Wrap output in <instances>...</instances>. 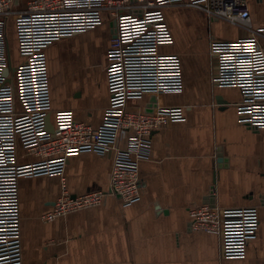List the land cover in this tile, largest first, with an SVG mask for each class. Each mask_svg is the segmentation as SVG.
Returning <instances> with one entry per match:
<instances>
[{"label": "crops", "instance_id": "crops-1", "mask_svg": "<svg viewBox=\"0 0 264 264\" xmlns=\"http://www.w3.org/2000/svg\"><path fill=\"white\" fill-rule=\"evenodd\" d=\"M248 2L254 24L264 26L259 14L264 0ZM164 13L173 43L161 51L179 55L183 89L160 94L157 101L164 107H182L185 118L152 134L150 156L139 162L142 199L124 207L110 196L100 206L45 221L41 214L54 207L64 187L72 195L107 189L112 158L82 152L68 158L62 175L21 177L24 264H264V129L253 131L240 124L235 105L241 100L240 90L213 87L210 78L211 38L236 40L247 32L224 20L210 22L204 11L189 5H175ZM107 21L48 47L49 126L58 110H72L77 121L95 128L102 124L110 100L106 64L112 30ZM224 25L235 27V33L225 34ZM69 40L78 46L71 50L75 60L67 73L62 71L53 80L50 57ZM99 65L101 74L96 71ZM224 88L235 89L238 96H226ZM152 97L132 100L129 109L142 111ZM126 137L123 133L122 146ZM220 149L222 163L214 157ZM41 159L18 148L20 164ZM35 181L38 188L31 184ZM212 188L218 206L258 208L260 225L245 259L222 258L216 234L189 229V208L204 204ZM34 189L55 196L38 200L30 212L23 197Z\"/></svg>", "mask_w": 264, "mask_h": 264}, {"label": "built area", "instance_id": "built-area-1", "mask_svg": "<svg viewBox=\"0 0 264 264\" xmlns=\"http://www.w3.org/2000/svg\"><path fill=\"white\" fill-rule=\"evenodd\" d=\"M0 0V264H24L18 181L25 176L62 175L68 158L82 152L110 156L107 189L72 195L64 187L55 206L43 215L52 221L69 213L102 205L110 196L122 206L142 199L139 162L150 156L152 134L185 118L182 107L160 106L157 97L183 89L179 55L162 52L173 43L164 28L161 9L189 5L205 12L210 22L224 20L245 30L236 40L211 38L210 78L213 87H236L240 124L264 129V26L253 22L248 0ZM111 22L106 76L109 105L95 128L77 121L72 110L55 112L53 129L47 49L78 33ZM14 22L17 54L13 61L8 22ZM156 97L142 111L129 109L132 100ZM127 134L122 146V134ZM41 156L18 162V148ZM217 150L215 159L220 157ZM212 188L204 204L189 208V229L216 234L221 257L245 259L256 236L257 207H221ZM212 200L215 202H212Z\"/></svg>", "mask_w": 264, "mask_h": 264}, {"label": "rangeland", "instance_id": "rangeland-1", "mask_svg": "<svg viewBox=\"0 0 264 264\" xmlns=\"http://www.w3.org/2000/svg\"><path fill=\"white\" fill-rule=\"evenodd\" d=\"M27 1L28 0H23V3L21 2L23 4V6H26ZM173 6H175V5L165 6L164 8L161 9L162 14L164 16V21L163 22H164V28L165 29H169L170 30V27H169V25L167 23V20H166V16H165L164 10L166 8L173 7ZM259 14H261V18L264 21V8L263 9L262 8L259 9ZM109 21H107V22H109ZM224 28H225V34H232L233 35L235 33V31H236L235 27H232V26H229V25H224ZM7 35H8V41H9V45H10L12 59H13V61H16L18 59V54H17V50H16V48H17V43H16V41H17V33H16V28H15L13 20H12V22L11 21L8 22ZM65 43L66 44L63 46V48H60L59 54H57L56 56L51 55V57H50L51 58V63H50L51 64V74H52V79L53 80L56 77H58V75L62 71H65L67 73V71H68L67 68L70 69V67L72 65L71 63L75 60L74 58L71 57L72 56L71 50L74 48V46L76 48L78 46H76V43L73 42V40L66 41ZM88 48H90V47H86V49H88ZM88 54L91 55V51H88ZM96 56H97L96 59L100 60L99 59L100 56L99 55H96ZM94 62H96L95 59H94ZM100 67H101L100 65L98 67H96V69H97L96 71L97 72L99 71V74H101V71H102L100 69ZM223 91L226 94V96H229L231 98H233V97L236 98L238 96V93H237V91L235 89L224 88ZM31 184L34 185L36 188H38L37 187L38 181L31 182ZM36 194H39V196H37ZM54 196L55 195L52 196V195H49L48 193L46 194L45 192L44 193H39L37 191V189H34L32 192H27V193L25 192V195L23 197V201H24L25 208L28 211L33 212L36 209V205H37L38 200L43 201L44 199H46L48 197H54ZM47 212H45V213H47ZM45 213L41 214V216H40L41 219H43L42 217H43V215Z\"/></svg>", "mask_w": 264, "mask_h": 264}, {"label": "water", "instance_id": "water-1", "mask_svg": "<svg viewBox=\"0 0 264 264\" xmlns=\"http://www.w3.org/2000/svg\"><path fill=\"white\" fill-rule=\"evenodd\" d=\"M112 25V24H111ZM221 97V101H225L223 98H222V96H220ZM223 99V100H222ZM151 101H156V97L155 96H153L151 99H150ZM219 100H220V98H219ZM224 103H227V101L226 102H224ZM48 128H49V130H52L53 129V126H49L50 125V116H48ZM221 155L222 154H220V157H221ZM223 158H219L218 159V162L219 163H222L223 162V160H222ZM215 201V200H214ZM213 200H212V202H214ZM215 203V202H214Z\"/></svg>", "mask_w": 264, "mask_h": 264}, {"label": "bare ground", "instance_id": "bare-ground-1", "mask_svg": "<svg viewBox=\"0 0 264 264\" xmlns=\"http://www.w3.org/2000/svg\"><path fill=\"white\" fill-rule=\"evenodd\" d=\"M67 190V189H66ZM59 199V198H58ZM57 202V201H56ZM56 202L54 203V205L53 206H55V204H56ZM45 221H48V220H45Z\"/></svg>", "mask_w": 264, "mask_h": 264}]
</instances>
